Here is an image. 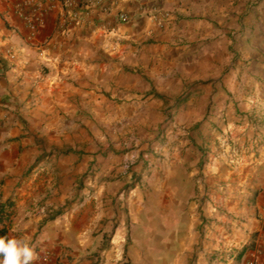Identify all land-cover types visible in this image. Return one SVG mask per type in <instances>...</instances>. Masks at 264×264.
<instances>
[{"label":"crops","instance_id":"1","mask_svg":"<svg viewBox=\"0 0 264 264\" xmlns=\"http://www.w3.org/2000/svg\"><path fill=\"white\" fill-rule=\"evenodd\" d=\"M17 1L0 0V169H28L33 159L43 169L44 158L57 157L45 154L47 146H76L68 128L89 136L83 159L98 168L64 213L46 217L25 198L21 213L6 214L0 227L30 240L33 264H264V0H108L109 14L65 29L61 0H36L46 9L37 29L15 10ZM157 8L171 12L162 27L150 16ZM120 11L130 19L121 21ZM184 39L213 47L211 86L199 84L202 69L158 64L137 72L146 60L176 61L139 50L177 48ZM224 46L260 53L230 55L223 74ZM226 93L237 149L208 156L179 126L202 119L186 111H203L210 94L220 104ZM166 109L178 111L172 123ZM126 122L140 125L138 148L104 152L109 134L121 145ZM146 139L152 150L140 155ZM132 155L141 158L131 179L122 163ZM235 155L237 164L221 160ZM17 180H6L0 200Z\"/></svg>","mask_w":264,"mask_h":264},{"label":"rangeland","instance_id":"2","mask_svg":"<svg viewBox=\"0 0 264 264\" xmlns=\"http://www.w3.org/2000/svg\"><path fill=\"white\" fill-rule=\"evenodd\" d=\"M184 40L185 41L182 42V45L180 44V46L177 48L176 46L178 44L171 43L164 49H149L147 46L139 50V52L144 53L146 56L149 53L154 52L168 53L169 55L174 54L176 56V61L173 62L171 58V60L169 59L168 62L162 63H153L146 60L144 63H142L143 65L140 68L137 67V72L145 71L146 69H150L154 65L158 66V64H161V68L163 64H168L169 67L170 65L174 66L175 68L179 67V71H189V73L202 69L201 72H203L205 76L203 77V79H200L199 84L211 86L212 79L210 78V75L212 62L209 59H211L213 47L192 46L191 41H187L186 39ZM256 48L257 49H252L250 47L244 46H235L234 50L237 49V51H229L228 46L221 47L222 58L224 57L221 63L222 73L226 74L229 69L228 65L230 55L234 56L235 54H243L246 52L260 53L259 47ZM178 55L180 56V58H178ZM250 65L252 64L237 63L238 68L242 67V69ZM141 76V81H145L146 78L144 74H141ZM257 82H259V80ZM222 84L226 86L228 85V77L226 75L225 80L224 82H222ZM261 96L262 94H255L254 101H260ZM228 101V93H226V95H222L220 104L214 103L212 94H210L208 105L203 111H186L190 113L196 112V114L202 117V119L191 126H179V129L182 131L181 133L183 136H192L194 137V139H198L200 141V144L202 143V149L205 155L209 156V154L216 151L218 152V150L220 149L225 155H227L228 153H234V151L237 149V143L235 144L234 140L230 136V127L228 126L230 118L227 104ZM130 113L132 114V112L126 111V115H130ZM177 113L178 111L176 110L166 109L163 113L165 116V121H167L168 123H172V121H175ZM196 114H192L191 116H195ZM246 116L248 117V115ZM239 117L242 119L245 117L244 111L240 112ZM200 125H203L201 129L200 127H198ZM92 128L94 130L96 129L98 133L101 130L104 133L106 129L105 127L101 126ZM119 129H123L122 134H119L121 145L119 147L115 146V142L111 141V139L114 137L112 134H109L108 137L110 141L109 144L105 146L104 149H102L104 152L112 149L126 152L138 148L136 139L138 138L140 125L137 122H134V124L132 125L126 122L125 125L120 127ZM109 130H111V128H109ZM84 132L82 131L75 135L73 131H70V129L68 128V133L65 137L68 138V136L70 135L72 138H78L75 139V147H66L67 144L56 148L47 146L45 154L47 155L48 153L51 154L55 152L57 157L55 160L52 158H44V161L46 163L45 166H43V169H36V166L38 165L40 159H33L28 169H0V172L2 173V177L0 178V197L3 192L2 187L4 184H6V180L8 181L11 177H18L17 182L13 184L12 189H10L9 197L6 200H3L7 201L10 204L11 207L8 208V212L10 214H18L22 212V208L24 206L22 205L21 201L25 198H29L32 200L31 207L34 208V212H43L45 213L46 217H52L54 215L64 213L67 209H69L75 199L83 198V194L80 196V193L83 192L84 186L89 180V174L95 169H98L97 163H95V161H92V164H86V161L83 159L84 154L87 153L86 147L90 143L89 136L86 137V135L83 134ZM61 138H64V136L62 135ZM81 138L83 140H81ZM145 142L148 143V147L140 151V155L142 152L148 154L152 150V139H146ZM99 150L101 151V149ZM139 158L141 157L132 155L122 163L124 169L123 173H132L131 179L135 176L133 166ZM206 160H209V157H207ZM221 160L227 164H237L240 159L235 155L231 158L227 156L222 157ZM94 163L96 167H94ZM29 182L32 183L31 186H27V183Z\"/></svg>","mask_w":264,"mask_h":264},{"label":"built area","instance_id":"3","mask_svg":"<svg viewBox=\"0 0 264 264\" xmlns=\"http://www.w3.org/2000/svg\"><path fill=\"white\" fill-rule=\"evenodd\" d=\"M50 1V0H49ZM66 11L65 27L72 23L79 25L87 21L93 13L111 12L108 0H61ZM15 10L23 18V20L32 28L37 29L42 23L45 7L36 0H19L15 2ZM152 21L158 26H164L166 21L171 17V12L167 9H153L150 13ZM119 19L128 21L129 14L126 11H120ZM108 24V23H106Z\"/></svg>","mask_w":264,"mask_h":264},{"label":"clouds","instance_id":"4","mask_svg":"<svg viewBox=\"0 0 264 264\" xmlns=\"http://www.w3.org/2000/svg\"><path fill=\"white\" fill-rule=\"evenodd\" d=\"M37 259V252L29 239L0 236V264H33Z\"/></svg>","mask_w":264,"mask_h":264},{"label":"trees","instance_id":"5","mask_svg":"<svg viewBox=\"0 0 264 264\" xmlns=\"http://www.w3.org/2000/svg\"><path fill=\"white\" fill-rule=\"evenodd\" d=\"M8 205L10 204L7 201L0 200V223L3 222L6 217V214L8 213ZM0 236L10 237L9 229L7 226L4 225L0 227Z\"/></svg>","mask_w":264,"mask_h":264}]
</instances>
